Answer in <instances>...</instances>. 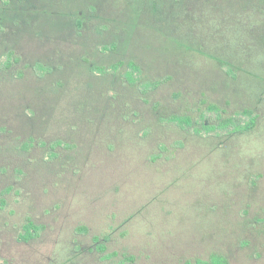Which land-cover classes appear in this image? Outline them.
Listing matches in <instances>:
<instances>
[{
    "label": "rangeland",
    "instance_id": "1",
    "mask_svg": "<svg viewBox=\"0 0 264 264\" xmlns=\"http://www.w3.org/2000/svg\"><path fill=\"white\" fill-rule=\"evenodd\" d=\"M263 35L227 0H0V264H264ZM118 61L141 73L90 71ZM204 100L257 127L157 121L216 123ZM28 217L45 230L24 242Z\"/></svg>",
    "mask_w": 264,
    "mask_h": 264
},
{
    "label": "trees",
    "instance_id": "2",
    "mask_svg": "<svg viewBox=\"0 0 264 264\" xmlns=\"http://www.w3.org/2000/svg\"><path fill=\"white\" fill-rule=\"evenodd\" d=\"M231 3H240L242 4V11H249L254 14H258L263 16L264 15V0H227ZM264 42V35L261 37ZM14 56V52L10 51L7 54L8 61L4 66V69L8 70L13 63H19L20 59L12 57ZM217 63L219 66L224 67L225 65H228L227 62L219 59L217 60ZM42 70H45L46 68L44 66H39ZM128 69V77H133L134 74H140L141 69L140 67L134 62V61H118L114 65L111 66L110 69H106L105 67L90 66V71L92 73H103V74H109L111 72H115L119 69ZM139 80V78H138ZM170 77H164L162 79L154 80L147 82V89L146 92H148V89L151 90H157L162 85L168 83L170 81ZM132 83V80H129ZM134 84V81L133 83ZM145 93V92H144ZM203 105H207V111L216 113L217 115V121L216 123H209L206 119V117L202 116L200 121H195L191 116L188 115H166L161 112L156 113V118L159 124L163 123H170V124H176L180 130L186 133H190L191 129L194 131L195 136H200L204 134H213L217 132L226 131L225 135L229 136H240L245 135L250 132H252L258 124V116L255 114V111L252 109H244L243 111L239 112L237 116H230V117H224V110L216 105V104H208L206 100L203 101ZM246 117L247 120L243 123L238 117ZM220 135V134H218ZM257 178H260L258 175ZM258 180H253L252 185L253 189H257L258 187ZM261 225H263L264 228V219L260 220L259 222ZM45 230L44 225H37L31 218H27L25 224L23 225V232L20 235L21 240L24 242H31L39 239L43 231ZM80 231L86 232L87 229L85 227H81ZM107 242H109V237L104 236L103 239H100L99 237L94 238V246L90 247L88 249L89 252L97 251L99 254H105L107 252ZM117 256V253L109 254L108 257H115ZM124 259L126 262H133L134 258L132 256H127L123 254ZM186 264H230L229 259L222 254L219 253H212L208 260H202V259H196L195 262L187 261Z\"/></svg>",
    "mask_w": 264,
    "mask_h": 264
}]
</instances>
